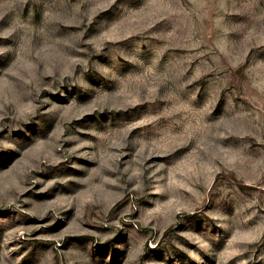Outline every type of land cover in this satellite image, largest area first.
I'll return each instance as SVG.
<instances>
[{"label":"rangeland","instance_id":"obj_1","mask_svg":"<svg viewBox=\"0 0 264 264\" xmlns=\"http://www.w3.org/2000/svg\"><path fill=\"white\" fill-rule=\"evenodd\" d=\"M0 264H264V0H0Z\"/></svg>","mask_w":264,"mask_h":264}]
</instances>
